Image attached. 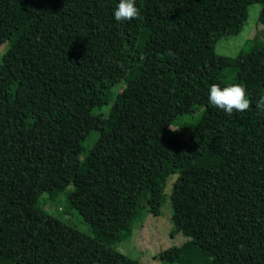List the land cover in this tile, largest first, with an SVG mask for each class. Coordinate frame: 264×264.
Segmentation results:
<instances>
[{"label":"trees","instance_id":"16d2710c","mask_svg":"<svg viewBox=\"0 0 264 264\" xmlns=\"http://www.w3.org/2000/svg\"><path fill=\"white\" fill-rule=\"evenodd\" d=\"M118 2L0 0V264H142L114 245L143 202L159 213L176 172L172 218L190 246L210 264H254L264 39L254 34L231 57L214 45L240 31L252 3L264 26V0H135L140 18L123 22ZM213 83L246 85L251 108L229 116L211 106ZM183 122L187 137L171 126ZM77 174L67 202L87 231L39 206ZM177 251L159 259L176 263Z\"/></svg>","mask_w":264,"mask_h":264},{"label":"rangeland","instance_id":"374dc122","mask_svg":"<svg viewBox=\"0 0 264 264\" xmlns=\"http://www.w3.org/2000/svg\"><path fill=\"white\" fill-rule=\"evenodd\" d=\"M18 12V5L14 6ZM261 10L260 3H252L247 7V17L237 34H228L220 37L214 45V52L222 56H235L244 47L245 41L257 35L264 39V26L259 24L258 15ZM6 49V44L0 45V58ZM125 83L121 82L115 89V94L125 89ZM182 136L187 137L192 124L183 122L171 125ZM86 151H82L81 155ZM183 175L179 172L166 177L164 198L159 208V213L154 215L148 210V205L143 202L140 214L132 225L131 235L114 245L121 253L137 260L142 264H165L159 259V253L170 247H176L177 259L173 264H210V256L203 250L190 246L186 237L178 230L172 218V196L180 186ZM81 174L73 176L68 181H63L54 197L50 200L46 195L39 199V206L47 213L54 215L63 221L72 224L80 230L87 231L86 223L82 221L76 211L70 209L67 202V193L72 185L79 184ZM254 264H264V243L262 244Z\"/></svg>","mask_w":264,"mask_h":264},{"label":"clouds","instance_id":"9594fccd","mask_svg":"<svg viewBox=\"0 0 264 264\" xmlns=\"http://www.w3.org/2000/svg\"><path fill=\"white\" fill-rule=\"evenodd\" d=\"M140 9L136 6L135 0H119L113 10L114 19L118 22L132 21L140 18ZM169 56L174 55L171 50ZM208 103L226 112L229 116L233 112L247 111L252 106V101L248 96L246 85L242 83H229L224 87L213 83L208 93ZM256 108L264 112V95L256 100Z\"/></svg>","mask_w":264,"mask_h":264}]
</instances>
